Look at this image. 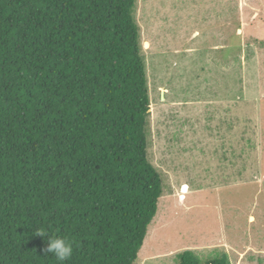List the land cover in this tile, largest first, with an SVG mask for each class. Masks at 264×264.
Here are the masks:
<instances>
[{"label":"trees","instance_id":"trees-1","mask_svg":"<svg viewBox=\"0 0 264 264\" xmlns=\"http://www.w3.org/2000/svg\"><path fill=\"white\" fill-rule=\"evenodd\" d=\"M134 5L0 0V264H61L38 231L62 264H134L162 193Z\"/></svg>","mask_w":264,"mask_h":264},{"label":"rangeland","instance_id":"rangeland-1","mask_svg":"<svg viewBox=\"0 0 264 264\" xmlns=\"http://www.w3.org/2000/svg\"><path fill=\"white\" fill-rule=\"evenodd\" d=\"M162 193L134 264H264V0H135Z\"/></svg>","mask_w":264,"mask_h":264},{"label":"clouds","instance_id":"clouds-1","mask_svg":"<svg viewBox=\"0 0 264 264\" xmlns=\"http://www.w3.org/2000/svg\"><path fill=\"white\" fill-rule=\"evenodd\" d=\"M36 235L47 237V247L43 249L45 253L53 254L57 261L62 262L70 259L73 254L71 243L61 236H49L44 231H38ZM230 263V262H229Z\"/></svg>","mask_w":264,"mask_h":264}]
</instances>
